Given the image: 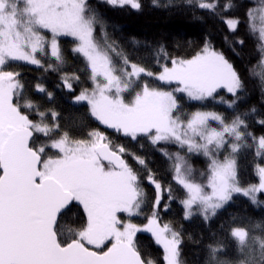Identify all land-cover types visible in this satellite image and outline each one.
Here are the masks:
<instances>
[{"label": "snow or ice", "instance_id": "obj_1", "mask_svg": "<svg viewBox=\"0 0 264 264\" xmlns=\"http://www.w3.org/2000/svg\"><path fill=\"white\" fill-rule=\"evenodd\" d=\"M105 2L113 7L141 8L140 0ZM186 2L193 5V0ZM153 3L159 6L158 0ZM195 6L215 14L218 0H195ZM233 7L232 0H226L223 10ZM97 22L88 0H0V264H156L139 250V232L151 233L163 249L165 264H181V233L158 221L164 193L169 201L176 199L172 185L165 186L156 178L145 157L114 145L100 131L89 132V139L71 138L61 131L57 112H51L48 122V113L24 96L20 73L6 70L16 62L58 70L65 62L61 37L72 38V52L84 58L90 72L92 87L83 88L75 102H86L100 124L137 143L143 138L153 146L176 144L207 158V173L200 174L206 175V183H201L193 178L192 168L179 152L157 149L172 161V180L185 193L179 200L185 220L197 214L210 220L234 194L253 204L261 202L258 194L264 193V166L256 164L259 183L247 186L241 185L236 166L235 157L242 148L254 147L255 156L264 159V136L257 138L247 131L249 113L237 112L230 120L214 111L197 110L186 119L178 114L175 93L204 101L216 99L218 90L225 89L240 99L238 92L244 84L232 63L206 40L191 58H172L171 67L162 64V71L155 74L118 52L114 42L106 40L101 47L94 37ZM223 22L233 34L241 23L239 18H223ZM245 25L260 52L258 63L264 65V4L258 10L255 6L247 10ZM224 39L227 43L229 37ZM233 42L245 43L239 37ZM109 50L121 63L114 62ZM160 51L167 55L163 48ZM45 57L56 63L46 65ZM142 76L177 86L160 90L142 81ZM62 79L63 87L72 91V81L80 77L65 74ZM35 90L52 98L42 83ZM220 102L229 108L236 103L223 97ZM259 122L264 124V120ZM222 152L226 153L223 159ZM125 154L139 169L127 162ZM144 180L154 187V197L151 216L141 227L132 217L142 214L147 195ZM74 203L82 208L84 220L80 228L68 229L66 236L60 221ZM163 207L167 211L168 206ZM230 238L236 258L228 255V245L217 241L207 246L206 264H257V249L260 264H264V238L253 236L250 243L244 227H232Z\"/></svg>", "mask_w": 264, "mask_h": 264}, {"label": "trees", "instance_id": "obj_2", "mask_svg": "<svg viewBox=\"0 0 264 264\" xmlns=\"http://www.w3.org/2000/svg\"><path fill=\"white\" fill-rule=\"evenodd\" d=\"M262 1L264 0H232L234 7L224 11L223 5L226 0H218L216 13L213 14L196 7L195 0L191 6L186 0H158L159 6L154 5L153 0H140L139 10L129 6L113 7L105 0H88L98 17L94 32L97 43L105 47L106 40L107 43L114 42L118 52L127 55L132 62L141 64L155 74L162 71V64L170 66L172 58H191L200 51L206 40L210 41L212 47L221 52L240 75L244 84L243 90L238 92L240 99L224 91L216 93V99L210 98L202 102H192L184 95H179L177 97L180 105L178 114L182 119H186L197 110L214 111L230 120L237 112H247L249 113L245 117L248 124L247 131L257 138L264 136V124L259 122L264 120V87L261 85L264 68L258 63L260 52L256 49V41L248 34L245 14L250 7H257ZM223 18L240 19L241 23L235 34L228 31ZM225 36L229 37L227 43ZM234 37L243 39L245 43L234 44ZM60 41L65 62L59 66L58 70L45 71L23 62H16L13 66L6 67V70L20 73L19 79L25 86L24 96L32 99L42 111L48 113V122H51V112H57L59 114L57 122L60 124L61 131H67L71 138L89 139L88 133L93 130L105 133L114 145L121 144L136 155L145 157L148 166L156 173V178L165 186L172 185L176 199L169 201L167 193H164L161 207L157 209L158 220L161 224L169 223L173 229L181 233V264H206L207 246L217 241H223L228 245V255L235 259L237 254L230 238L232 227L246 228L249 231L250 243L253 236L264 238V193L258 194V200L261 201L258 204H253L243 195L234 194L232 200L218 210L217 215L210 220L205 221L198 214L190 220H185L183 207L179 202L185 193L172 180V161L157 149L165 148L169 153L179 152L185 157L189 166L198 167L203 173H207V159L201 155L187 153L185 148L176 147V144L153 146L143 138H139L137 143L103 128L91 116L87 105L76 103L74 100L83 88H91L90 72L86 67V61L79 54L72 52L74 46L72 38L63 37ZM161 48L167 53L166 56L161 53ZM109 54L115 63H121L116 53L109 50ZM43 59L46 65L49 62L56 63L54 59L51 61L46 57ZM65 74L69 76L75 74L80 77L78 81H72V91L63 87L62 77ZM141 80L148 81L151 87H157L160 90L171 88L161 84L154 77L142 76ZM37 83H42L46 90L52 93L51 99L46 94L35 90ZM220 97L226 101L235 100L234 107L229 108L227 104L220 102ZM252 109H255V112H252ZM30 118L37 119L34 114H30ZM247 143H252L251 137L247 139ZM124 158L134 169H139L140 166L130 155L125 154ZM235 158L241 185L259 183L255 166L256 164L263 166L264 159L255 156V148H242ZM197 174L194 173L193 178L197 182L206 183V175L199 177ZM143 187L147 195L141 214L143 219L139 224H144L153 210L154 187L148 184L147 180L143 181ZM164 205L168 206L167 211L164 210ZM83 220L82 208L74 203L71 210L61 218L60 228L66 236L70 235L68 229L80 228ZM257 223L261 224L260 228L256 227ZM137 246L143 256L150 257L156 264H165L162 247L157 245L149 235L137 233ZM256 260L257 264H260L258 251Z\"/></svg>", "mask_w": 264, "mask_h": 264}, {"label": "rangeland", "instance_id": "obj_3", "mask_svg": "<svg viewBox=\"0 0 264 264\" xmlns=\"http://www.w3.org/2000/svg\"><path fill=\"white\" fill-rule=\"evenodd\" d=\"M261 4H264V1H262L261 3H260V5L259 6H257L256 8H257V10H258V8L261 6ZM257 26L259 27V26H261L260 25V21H259V19L257 18ZM61 38H63V37H61ZM60 38V39H61ZM39 55V54H38ZM52 59H54V58H52ZM55 60V59H54ZM31 66H34V65H31ZM169 67H171V65L169 66ZM262 67L264 68V65H262ZM90 82H91V80H90ZM160 82V81H159ZM161 84H165V85H167V86H169V87H171V88H168V89H161V90H164V91H171L172 89H174L177 85L175 84V83H172V84H166V83H163V82H160ZM91 87H92V82H91ZM91 89V88H90ZM220 91H224V92H226V93H228L225 89H219L218 90V92H220ZM217 92V93H218ZM228 94H230V93H228ZM126 95V97H127V94H125ZM175 95H176V97H178L179 95H184L183 93H175ZM186 98H188L186 95H184ZM210 99V98H209ZM75 100V99H74ZM194 100H192V102H193ZM196 102H202V101H196ZM79 103H83V104H85V105H87V103L86 102H79ZM88 106V105H87ZM88 108H89V106H88ZM89 111H90V108H89ZM90 114H91V112H90ZM94 118V117H93ZM94 120L95 121H97L95 118H94ZM99 124H100V122L99 121H97ZM211 123V125L213 126V127H216L217 125H216V122H214V121H212V122H210ZM102 127H104V128H106L104 125H102V124H100ZM108 130L109 131H114L113 129H109L108 128ZM104 135H106V134H104ZM174 145V144H173ZM176 147H178L177 145H176ZM186 149V148H185ZM186 152H187V149H186ZM188 153V152H187ZM191 154H195V153H191ZM226 153H224V152H222L221 153V155H220V158L221 159H223V156L225 155ZM201 156H203L202 154H201ZM204 157V156H203ZM206 158V157H205ZM207 159V158H206ZM208 165V164H207ZM191 166V168H192V170H193V173H192V175L194 174V173H198L197 174V176H201L200 174L201 173H203V171H202V169H200V168H198V167H194V166H192V165H190ZM264 166V165H263ZM182 206V205H181ZM183 207V206H182ZM123 215V214H122ZM199 215V214H198ZM151 216V215H150ZM149 216V217H150ZM194 216H196V215H194ZM139 217V218H138ZM148 217V218H149ZM126 218V217H125ZM137 218H138V220H137ZM143 219V217L141 216V215H139V216H135V217H132V222L133 223H136L138 226H141V227H143L144 225H146L147 224V222H148V219L146 220V222L144 223V224H139V223H141V220ZM137 221V222H136ZM159 221V220H158ZM160 223V222H159ZM161 224V223H160ZM161 225H163V224H161ZM142 233H145V234H147V235H149L150 237H152L153 239H154V237L151 235V233H148V232H142ZM154 241H155V239H154ZM160 246V245H159ZM161 247V246H160ZM257 251H258V249H257ZM259 252V251H258Z\"/></svg>", "mask_w": 264, "mask_h": 264}, {"label": "flooded vegetation", "instance_id": "obj_4", "mask_svg": "<svg viewBox=\"0 0 264 264\" xmlns=\"http://www.w3.org/2000/svg\"><path fill=\"white\" fill-rule=\"evenodd\" d=\"M105 129H106L107 131H109L108 128H105ZM109 132L117 134L115 131H109Z\"/></svg>", "mask_w": 264, "mask_h": 264}]
</instances>
